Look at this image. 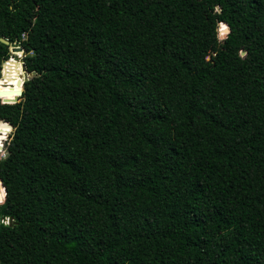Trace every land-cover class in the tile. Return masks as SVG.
Returning <instances> with one entry per match:
<instances>
[{"label":"trees","instance_id":"16d2710c","mask_svg":"<svg viewBox=\"0 0 264 264\" xmlns=\"http://www.w3.org/2000/svg\"><path fill=\"white\" fill-rule=\"evenodd\" d=\"M2 66L0 264H264V0H0Z\"/></svg>","mask_w":264,"mask_h":264},{"label":"water","instance_id":"95a60500","mask_svg":"<svg viewBox=\"0 0 264 264\" xmlns=\"http://www.w3.org/2000/svg\"><path fill=\"white\" fill-rule=\"evenodd\" d=\"M228 26V25H227ZM227 30L229 31L230 29H229V27H227ZM1 41L2 42H4V43H7L8 41L7 40H5V39H1ZM10 51H12V52H24V50H23V48L22 47H19V46H11V48H10ZM240 54L241 55H244L245 54V51L244 50H242V51H240ZM5 62H7V60L5 61ZM4 65V64H3ZM21 68H22V70H23V75H22V77H21V79L20 80H18V85L20 86V88H19V90H17L16 92H15V96H14V98L13 99H3L2 100V102L3 103H14V102H17L18 100H19V96L21 95V93H22V90H23V82L28 78V76H29V73H28V71H27V69H26V65H25V63L24 62H21ZM2 77H3V72H2ZM14 91V89H0V96H3V95H7V94H11L12 92ZM3 125H8L10 128H12V126L9 124V123H7V122H1ZM2 144H0V149H2ZM0 184L2 185V182H1V180H0ZM3 186V185H2ZM4 194H5V188H4ZM5 196H3L2 197V199L4 198ZM1 199V200H2Z\"/></svg>","mask_w":264,"mask_h":264},{"label":"rangeland","instance_id":"374dc122","mask_svg":"<svg viewBox=\"0 0 264 264\" xmlns=\"http://www.w3.org/2000/svg\"><path fill=\"white\" fill-rule=\"evenodd\" d=\"M224 28H225V24L223 25V24L221 23L220 26H219V29H218V30H219V31H218L219 35L222 33V32H220V30H222V29H224ZM227 31H228V30H225V32H224V37L226 36ZM11 54H12V57H13V58H15L18 62H20V65H21V62H22V58H23V56H24V53L21 52V56H17L15 52H12V51H11ZM21 77H22V76H21ZM9 133H10V130L4 134V138H3L2 141H1L2 146H3L4 141L8 139V135H9ZM3 148H4V147H2V149H0V155H1L2 157L5 156V151H4Z\"/></svg>","mask_w":264,"mask_h":264},{"label":"built area","instance_id":"2783aa9c","mask_svg":"<svg viewBox=\"0 0 264 264\" xmlns=\"http://www.w3.org/2000/svg\"><path fill=\"white\" fill-rule=\"evenodd\" d=\"M227 27H229V26L225 25V28L222 29V30H220V32H222V33L219 35L220 38H224V32H225V30H227ZM229 29H230V28H229ZM227 33H228V31H227ZM3 71H4V70H3V66H2L1 77H0V79L2 78V72H3Z\"/></svg>","mask_w":264,"mask_h":264},{"label":"snow or ice","instance_id":"6c2138e0","mask_svg":"<svg viewBox=\"0 0 264 264\" xmlns=\"http://www.w3.org/2000/svg\"><path fill=\"white\" fill-rule=\"evenodd\" d=\"M0 199H2V197H0Z\"/></svg>","mask_w":264,"mask_h":264},{"label":"clouds","instance_id":"9594fccd","mask_svg":"<svg viewBox=\"0 0 264 264\" xmlns=\"http://www.w3.org/2000/svg\"><path fill=\"white\" fill-rule=\"evenodd\" d=\"M226 25V24H225ZM0 202H2V201H0Z\"/></svg>","mask_w":264,"mask_h":264}]
</instances>
